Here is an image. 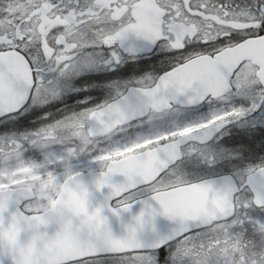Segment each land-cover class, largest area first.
I'll list each match as a JSON object with an SVG mask.
<instances>
[{"label":"snow or ice","instance_id":"obj_1","mask_svg":"<svg viewBox=\"0 0 264 264\" xmlns=\"http://www.w3.org/2000/svg\"><path fill=\"white\" fill-rule=\"evenodd\" d=\"M0 264H264V0H0Z\"/></svg>","mask_w":264,"mask_h":264}]
</instances>
